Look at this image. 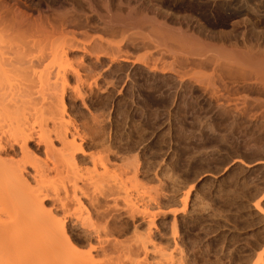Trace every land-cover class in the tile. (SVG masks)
Here are the masks:
<instances>
[{"label":"bare ground","instance_id":"6f19581e","mask_svg":"<svg viewBox=\"0 0 264 264\" xmlns=\"http://www.w3.org/2000/svg\"><path fill=\"white\" fill-rule=\"evenodd\" d=\"M123 1L0 0V264L147 255L119 240L154 216L121 207L137 178L124 156L98 135L91 152L95 99L130 97L146 125L171 121L172 141L232 121L264 134V0Z\"/></svg>","mask_w":264,"mask_h":264},{"label":"rangeland","instance_id":"374dc122","mask_svg":"<svg viewBox=\"0 0 264 264\" xmlns=\"http://www.w3.org/2000/svg\"><path fill=\"white\" fill-rule=\"evenodd\" d=\"M130 1H123L122 9ZM118 96L95 99L104 108L91 112V119L99 122L91 128V152H101L93 145L99 136L111 152L124 156L120 165L137 170V178L125 182L121 207L136 209L139 224L154 216V225L150 234L141 223L138 232L131 230L134 234L119 239L132 240L128 244L141 239L147 255L140 248L124 250L110 255L112 264H258L260 259L264 264V134L247 123L222 126L215 117L217 134L172 141L175 128L170 120L146 125L135 113L134 101ZM67 115L73 122L79 118ZM31 123L27 121V129ZM146 138L150 140L142 141ZM129 218L124 222H131ZM88 243L82 241L79 252L94 244Z\"/></svg>","mask_w":264,"mask_h":264}]
</instances>
